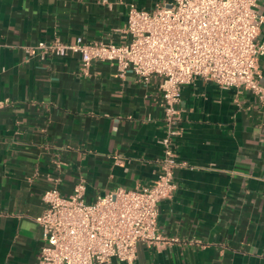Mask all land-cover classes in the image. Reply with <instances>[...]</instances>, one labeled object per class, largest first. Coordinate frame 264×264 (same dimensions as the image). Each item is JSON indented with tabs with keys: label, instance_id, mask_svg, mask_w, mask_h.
Instances as JSON below:
<instances>
[{
	"label": "crops",
	"instance_id": "crops-1",
	"mask_svg": "<svg viewBox=\"0 0 264 264\" xmlns=\"http://www.w3.org/2000/svg\"><path fill=\"white\" fill-rule=\"evenodd\" d=\"M164 1L0 0V101L8 100L0 106V264L38 263L44 239L36 217L51 177L66 195L84 180L90 202L158 177L161 77H121L108 60L87 73L80 54H43L37 44L80 35L126 41L130 4ZM259 69L264 81V56ZM179 107L182 164L158 224L180 240L139 243L136 264H264V103L198 77L183 86Z\"/></svg>",
	"mask_w": 264,
	"mask_h": 264
},
{
	"label": "built area",
	"instance_id": "built-area-1",
	"mask_svg": "<svg viewBox=\"0 0 264 264\" xmlns=\"http://www.w3.org/2000/svg\"><path fill=\"white\" fill-rule=\"evenodd\" d=\"M261 1L167 0L151 9L132 3L123 29L126 41H87L80 35L74 42H38L43 54H80L87 73L94 61L108 60L121 77L129 71L143 82L161 77L166 132L159 140V175L151 184L119 186L90 202L84 180L66 195L58 186L60 177L50 178L43 194L45 209L36 217L44 239L37 264H136L139 243L157 246L180 240L161 232L158 219L160 202L177 189L175 170L182 164L176 150L182 133V88L202 77L224 89L251 91L264 103Z\"/></svg>",
	"mask_w": 264,
	"mask_h": 264
}]
</instances>
